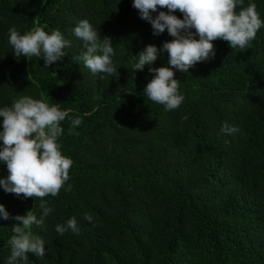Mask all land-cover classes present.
Wrapping results in <instances>:
<instances>
[{"label":"trees","instance_id":"1","mask_svg":"<svg viewBox=\"0 0 264 264\" xmlns=\"http://www.w3.org/2000/svg\"><path fill=\"white\" fill-rule=\"evenodd\" d=\"M249 3L264 21V0ZM84 19L111 38L114 75L77 60L86 47L73 29ZM11 27L59 30L71 46L50 66L16 57ZM172 39L167 30L154 35L133 0H0V108L31 96L69 113L57 142L72 166L58 195L24 198L0 187L11 217L39 218L41 203L51 209L29 229L45 241V256L29 252L26 264H264V27L245 50L217 39L214 58L173 68L184 100L167 110L143 92L150 69L172 67L168 53L132 69L148 44ZM75 117L82 123L73 128ZM225 123L239 131L222 132ZM7 175L0 162V179ZM73 217L79 234L56 232ZM15 223L0 216V264Z\"/></svg>","mask_w":264,"mask_h":264},{"label":"clouds","instance_id":"2","mask_svg":"<svg viewBox=\"0 0 264 264\" xmlns=\"http://www.w3.org/2000/svg\"><path fill=\"white\" fill-rule=\"evenodd\" d=\"M243 5L244 0H133V7L138 10L141 19L151 24L154 35L167 30L174 37L165 41L160 49L148 44L137 55L138 62L133 65V71L143 70L146 64H152L162 51L168 53L172 66L150 69L156 75L146 85L144 96L164 105L167 110L176 109L184 97L178 91L179 82L174 78L173 68L187 72L197 62L214 58L216 50L213 41L217 39L227 41L232 49L245 50L255 39L258 30L264 27V21L255 3H249L246 7ZM164 8L167 11L153 15ZM177 10L183 14V18L175 15ZM73 33L86 47L77 60H82L92 74L114 75L117 72L112 61L115 52L111 38L101 39L87 19L81 20ZM9 43L16 57H43L45 66L61 60L66 55L65 47L71 46L59 30L49 34L43 27H34L24 34L11 27ZM68 116L69 113L58 106H50L44 100L31 96H22L11 106L0 108V117H3L0 162L5 163L8 170L7 177L0 179V187L5 192L41 200L48 195H58L70 178L72 166V160L62 154L57 142L64 131L61 122ZM81 123L80 117L71 120L73 128ZM221 131L233 134L239 129L225 123ZM39 208L42 209L39 218L31 211L26 215L11 217L5 205L0 204V216L4 220L11 218L16 221L12 225L13 235L7 241L10 255L6 264H26L29 252L39 258L45 256V241L29 232L33 225L43 226L45 217L51 212L45 203H41ZM85 219L91 222L92 217L86 214ZM55 230L60 235L67 231L79 234L80 231L75 217L66 224L56 225Z\"/></svg>","mask_w":264,"mask_h":264}]
</instances>
